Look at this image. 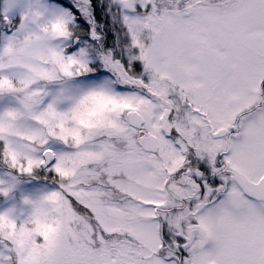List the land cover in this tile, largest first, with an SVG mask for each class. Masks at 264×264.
Segmentation results:
<instances>
[{
	"label": "snow or ice",
	"instance_id": "snow-or-ice-1",
	"mask_svg": "<svg viewBox=\"0 0 264 264\" xmlns=\"http://www.w3.org/2000/svg\"><path fill=\"white\" fill-rule=\"evenodd\" d=\"M0 264H264V0H0Z\"/></svg>",
	"mask_w": 264,
	"mask_h": 264
}]
</instances>
